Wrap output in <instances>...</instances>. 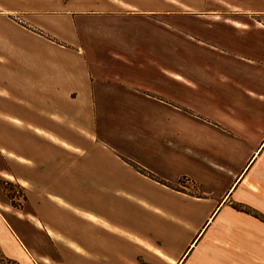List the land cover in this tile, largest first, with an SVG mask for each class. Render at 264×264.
<instances>
[{"label":"crops","instance_id":"crops-1","mask_svg":"<svg viewBox=\"0 0 264 264\" xmlns=\"http://www.w3.org/2000/svg\"><path fill=\"white\" fill-rule=\"evenodd\" d=\"M102 5L42 15L37 6L24 9V0H0L1 131L15 100L83 131L94 147L41 123L34 133L58 152L83 155L84 178L101 185L87 192L100 196L99 211L69 210L80 218L74 224L85 223L84 248L71 231L36 221L52 245L36 256L2 219L9 207L0 197L2 254L18 264H143L140 250L159 264H264V220L245 211L264 216V41L249 36L253 24L264 30V10L235 11V20H250L246 27L224 22L239 31L223 37L249 36L242 51L207 42L206 35L221 40L215 24L190 40L188 28L179 34L156 26L152 11L116 0ZM24 17L46 38L30 33ZM85 20L113 22L82 27ZM152 54L191 75L174 78L163 65L148 77ZM30 123L24 118L26 130ZM4 149L0 144V178L3 161L9 164ZM113 212L119 221L110 220Z\"/></svg>","mask_w":264,"mask_h":264},{"label":"rangeland","instance_id":"rangeland-1","mask_svg":"<svg viewBox=\"0 0 264 264\" xmlns=\"http://www.w3.org/2000/svg\"><path fill=\"white\" fill-rule=\"evenodd\" d=\"M37 1H43L44 5H28L26 0H24V9H28L30 6H37L40 10H42L40 11V14L50 15L54 13H62L63 10L67 9L86 11L85 8L89 6L103 8V0ZM116 1L126 4L125 7L133 6L142 11H152L149 12L152 15V19H150L156 26H171L172 29L179 32V34L186 31L188 28L190 31V40L191 37L194 39H202V36H197L200 35V30L209 31L213 24H215L214 28L219 30L222 35L218 37L221 40H216L215 37L206 35L205 39L209 43H213L215 45H224L225 48H227V46H235L237 49L243 51L242 48L245 44V39L249 36H254V39H256L258 43L264 41V30L254 24L251 27L253 32L250 31L249 33L256 35L239 36L237 34L234 36L228 35L223 37L224 33L229 29L233 34L236 33L235 31H239V29H234L232 26L224 24V22L231 23L238 27H246V22L250 21L244 19V17L243 19L237 17L236 15L235 16L239 18L238 20L232 18L235 11H251L256 9L264 10V0ZM167 11L173 12L171 13L173 19L162 18L164 17L162 14L166 13ZM14 21L20 23L19 18L14 19ZM108 21L104 20V22L92 24L91 21L85 20L81 26L84 27V25L87 24L88 27L93 25L97 28H106L111 26L113 22L112 20ZM257 21L261 22L260 19H256V22ZM22 24L27 30L30 31V33L33 32L45 36L46 38L45 33H40L37 28H35L29 21L25 19V17L24 23ZM167 32L174 34L171 29H169ZM101 37L102 36H98V39ZM91 38L92 37L82 36L80 42L90 43ZM54 41L58 43L57 40ZM186 55L187 53H179L181 60L185 59L188 63L190 62L189 60L198 62V60L194 59V57L186 58ZM159 60V58L152 54L150 61H152V65H155V67L151 66L149 70L146 71L149 74L148 77H151L152 74L154 75L155 71L157 74L158 70H160L159 67H162L163 65L169 70V76H173L174 78L175 74L187 78L188 75H191L186 67L185 69H182L175 63H169L165 60H161L162 62H160ZM207 68V71L211 73L212 67ZM174 83L176 84L177 82L174 81ZM10 110L14 115L11 118L10 123L7 124V129L5 132L1 131L0 129V144L1 146H4V153L8 156L9 161V164H7V161H3V164H5V171H3L0 178V197L1 199L3 198V204L6 206L8 205L9 207L7 212H1L2 219H5L9 223L10 228L13 229L15 233L14 236H17V238L20 239L22 234L24 235V248L26 247L25 251H30L34 256H36L35 251L37 253L39 251L47 252L48 250H51L50 247H52L50 240H48L44 231H42V223H46L50 227L55 225L63 232L71 231L74 237L78 236L77 239H75L77 240L76 243L81 248H84V244L79 240L83 235V232L80 228L84 229L85 223L83 221H78L76 224H74L75 219L80 220V218L74 216V214L71 215V211L69 210H72L73 213L75 212L80 216L84 215L77 211L82 213L85 210L94 213L96 210L99 211L101 209L100 196L90 195L88 193L91 188L101 187L100 181H96L95 179L88 181L84 178V164L80 163L83 155L77 156L62 149L58 152V149L52 144L43 142L41 138L37 136L38 134L34 133V130L36 129V124L48 125L50 128L54 127L57 130L61 129L62 132L66 131V134L68 135L76 136L78 140L86 142V145H89L91 148L94 147V145H90L86 139L84 140L82 135H85L86 133L83 131L80 132L81 134L79 135L78 132L76 133L66 127L63 128L59 125L53 124L45 116L38 114V112H36L34 109L27 110L26 107H24V100H15L12 102ZM24 118L31 122V127L29 126L30 128H28L29 130H26V126L24 127ZM77 151L81 153L83 152L82 149H78ZM56 197L64 201L66 205L57 203L55 201ZM116 198L117 197L115 196L108 197V208H114V204H118L117 202L112 201V199L115 200ZM104 205L105 203H103V206ZM120 219L121 218L119 215H117V213L110 217V220L113 221H119ZM36 221L41 223L40 226H36ZM127 249L128 246L125 245V251ZM139 254H141V259L139 258V260L142 261L143 264H159L154 258L146 255L142 250H140ZM0 264L18 263L4 257L0 250Z\"/></svg>","mask_w":264,"mask_h":264},{"label":"trees","instance_id":"trees-1","mask_svg":"<svg viewBox=\"0 0 264 264\" xmlns=\"http://www.w3.org/2000/svg\"><path fill=\"white\" fill-rule=\"evenodd\" d=\"M236 208L239 209L240 207L236 206ZM245 211H246V212H249L250 214H252V215L255 216V217H258V218L264 220V216H262V215L259 214V213H256V212H250V211H247L246 209H245Z\"/></svg>","mask_w":264,"mask_h":264}]
</instances>
